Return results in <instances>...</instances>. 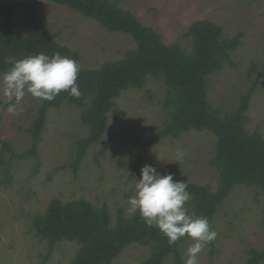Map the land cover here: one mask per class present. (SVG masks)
Wrapping results in <instances>:
<instances>
[{
    "label": "rangeland",
    "instance_id": "obj_1",
    "mask_svg": "<svg viewBox=\"0 0 264 264\" xmlns=\"http://www.w3.org/2000/svg\"><path fill=\"white\" fill-rule=\"evenodd\" d=\"M145 26L155 29L166 45L178 43L190 51L186 29L206 19L222 28L224 38L241 34L217 72L207 78L206 99L221 116L235 110L253 80L260 74L243 111L245 131H258L264 139V0H117ZM48 35L79 55L80 66L97 68L135 48L125 33L107 31L96 21L51 0H23L14 11L12 23L22 35L30 16ZM3 73V72H1ZM167 86L160 78L147 77L142 89H128L106 114V130L88 145L74 166L77 142L88 134L80 120L81 108L62 103L46 113L35 155L0 161V264H69L77 244L61 241L52 248L34 235L32 219L53 198L70 201L85 198L96 206L106 205L111 224L121 209L130 216L128 198L135 178L150 164L158 172L178 171L188 182L218 187L219 178L210 165L215 135L208 130L181 132L148 144L139 156L140 144L160 129L167 119L164 98ZM42 101L26 94L15 114L7 111L8 99L0 93V153L7 141L21 154L31 148L27 132ZM189 208V205H186ZM132 215V214H131ZM216 239L199 254V264H246L251 249H264V191L235 185L211 219ZM193 241L184 237L180 253ZM151 253L149 246L124 247L111 264H141ZM162 264H174L168 256Z\"/></svg>",
    "mask_w": 264,
    "mask_h": 264
},
{
    "label": "trees",
    "instance_id": "obj_2",
    "mask_svg": "<svg viewBox=\"0 0 264 264\" xmlns=\"http://www.w3.org/2000/svg\"><path fill=\"white\" fill-rule=\"evenodd\" d=\"M51 1L96 21L107 31L128 34L136 45L120 59L85 69L80 66L78 53L54 41L32 15L22 35L18 34L12 17L23 0H0V73L16 61L41 52L49 56L59 52L80 66L77 79L80 96L62 91L53 101H42L27 130L32 138L31 148L16 154L10 144L3 141L0 161L5 152H10L11 158L35 155L48 109L68 103L81 108L80 120L88 127V134L77 142L76 167L84 149L105 132L106 114L115 107L120 94L128 89H142L147 77H153L160 78L167 86L163 105L167 119L140 144L139 156L148 144L165 137H177L190 129L208 130L216 137L209 163L218 174V187L211 191L207 185L186 181L191 194L187 203L189 213L206 216L211 226L218 206L235 185L264 191V139L257 130L247 132L242 126L243 111L260 74L241 97L238 107L224 116L212 109L206 99L208 76L220 70L224 61H229L230 51L240 43L241 34L227 39L222 36L219 25L206 19L196 20L184 33L190 44V51H186L178 43L164 44L155 29L143 25L134 13L119 6L117 0ZM168 173L174 180L185 181L177 170L162 174ZM32 227L34 235L46 240L50 248L61 241L75 242L78 248L69 264H111L122 249L131 244L150 247L149 257L141 264H162L168 256L173 258L174 264H184L181 239L170 245L157 228L145 225L139 213L125 216L121 209L111 224L106 205L96 206L85 198L51 199L45 210L33 217ZM246 264H264V249H251Z\"/></svg>",
    "mask_w": 264,
    "mask_h": 264
},
{
    "label": "clouds",
    "instance_id": "obj_3",
    "mask_svg": "<svg viewBox=\"0 0 264 264\" xmlns=\"http://www.w3.org/2000/svg\"><path fill=\"white\" fill-rule=\"evenodd\" d=\"M79 72V64L59 52L51 56L41 52L16 61L0 73V93L8 99L7 111L15 114L26 94L40 101H53L62 91L79 97ZM135 181L128 214L139 213L145 225L157 228L170 245L190 238L193 243L186 249L184 264H199V254L217 233L206 216L189 213L186 205L191 194L186 181L161 174L150 164L142 166Z\"/></svg>",
    "mask_w": 264,
    "mask_h": 264
}]
</instances>
